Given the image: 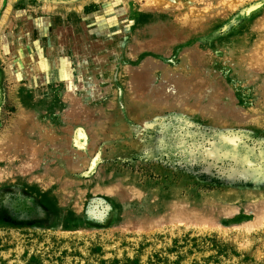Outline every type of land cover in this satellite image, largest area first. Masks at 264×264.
<instances>
[{"label": "rangeland", "instance_id": "rangeland-1", "mask_svg": "<svg viewBox=\"0 0 264 264\" xmlns=\"http://www.w3.org/2000/svg\"><path fill=\"white\" fill-rule=\"evenodd\" d=\"M0 264H264V0H0Z\"/></svg>", "mask_w": 264, "mask_h": 264}, {"label": "flooded vegetation", "instance_id": "flooded-vegetation-1", "mask_svg": "<svg viewBox=\"0 0 264 264\" xmlns=\"http://www.w3.org/2000/svg\"><path fill=\"white\" fill-rule=\"evenodd\" d=\"M215 140V147L217 146L221 151L230 150L234 154L247 151L246 149L242 148L243 146L236 140L235 135L224 134L217 137Z\"/></svg>", "mask_w": 264, "mask_h": 264}, {"label": "water", "instance_id": "water-1", "mask_svg": "<svg viewBox=\"0 0 264 264\" xmlns=\"http://www.w3.org/2000/svg\"><path fill=\"white\" fill-rule=\"evenodd\" d=\"M44 1H58V0H44Z\"/></svg>", "mask_w": 264, "mask_h": 264}, {"label": "bare ground", "instance_id": "bare-ground-1", "mask_svg": "<svg viewBox=\"0 0 264 264\" xmlns=\"http://www.w3.org/2000/svg\"><path fill=\"white\" fill-rule=\"evenodd\" d=\"M258 37H259V36H258ZM256 44H257V43H256ZM259 44H260V43H259ZM259 44H258V45H259Z\"/></svg>", "mask_w": 264, "mask_h": 264}]
</instances>
